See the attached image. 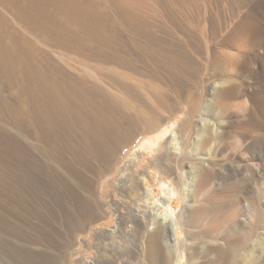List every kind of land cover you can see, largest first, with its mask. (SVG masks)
Returning a JSON list of instances; mask_svg holds the SVG:
<instances>
[{"label": "rangeland", "instance_id": "374dc122", "mask_svg": "<svg viewBox=\"0 0 264 264\" xmlns=\"http://www.w3.org/2000/svg\"><path fill=\"white\" fill-rule=\"evenodd\" d=\"M68 5L74 7L76 16L69 13ZM48 7L62 33L56 29L48 35L28 32L0 4L5 26L26 37L38 69L51 73L64 92L57 98L59 105L44 93L40 98L47 104L41 100L33 106L34 101L16 99L20 90L5 85L0 75V264H136L134 254L138 249L143 254L151 231L136 221L134 231L128 227L121 233L127 241H120L117 216L126 217L134 203L144 198L146 189L160 198L166 187L173 190L176 215L185 216L193 202L207 200L218 207V214L208 215L198 229L186 228L185 234L179 229L171 235L189 244L192 232L210 225L218 229L211 241L223 245L235 242L245 253L239 264H264V142L253 148L251 138L241 141L232 125L239 118L231 111L212 125L222 137L217 145L207 147L206 156L201 155L203 151L194 154L191 147L201 124L199 113L208 108L211 88H219L222 81L223 71L210 64L212 57L221 52L241 58L252 55V74L238 78L249 86L255 83L253 74L264 71V44L253 53L223 46L236 24L247 16L262 29L264 41V0H63V13L59 5ZM193 65L199 69L197 78L186 75ZM49 103L60 111H52ZM67 103L69 110L64 109ZM237 103L248 105L249 98L244 94L231 101ZM23 112L38 115L30 118ZM212 114L204 115L210 124L215 121ZM57 116L61 119L58 125ZM29 119L35 121L36 128L28 124ZM84 129L93 132L84 135ZM43 134L50 140L44 141ZM153 141L154 146H147ZM179 143L184 149L176 147ZM182 154L190 157L181 159ZM205 168L214 169L215 179L197 188L200 171ZM189 170L190 194L183 185ZM227 184H235L236 189L232 196L221 197L219 189ZM236 233L247 238L236 243ZM169 238L170 232L163 234L165 242L169 243ZM56 240L62 245H55ZM183 252L182 264H205L198 256ZM138 262L145 264L144 260Z\"/></svg>", "mask_w": 264, "mask_h": 264}, {"label": "bare ground", "instance_id": "6f19581e", "mask_svg": "<svg viewBox=\"0 0 264 264\" xmlns=\"http://www.w3.org/2000/svg\"><path fill=\"white\" fill-rule=\"evenodd\" d=\"M65 1H69V0H65ZM0 4L6 6L10 10L9 12H11V14L13 15V17L17 20V22H19L22 25V27L25 28L28 32H31V31L37 32V31H39V33H41L43 35H48L51 32H55L54 29L59 30L61 33L63 32V30L55 23L54 17L52 16V14H51V12L49 10V7H48L49 4H51V5L52 4L59 5L60 6V10L63 13V0H0ZM121 5H123V3H121ZM67 8L69 9V13L75 15V10H74V7L72 5H68ZM102 13H104V12L102 11ZM204 14H205V12H204ZM82 19H84V18H82ZM93 22H94V20H93ZM5 24L6 23H4V20H2V18L0 17V73H1L0 75H1L2 79H4L6 81V84L5 85L8 84L9 86H11V88L12 87H17L20 90V92H19V94H18V96H17L16 99L22 100V98H25V100L28 101V102L29 101H34L35 103H34L33 106H35V104H38L36 102H40V104H41V102H42L41 100H43L44 102H46L43 98L42 99L40 98V97H43V95H45L44 93H47L48 94V97L51 100L56 101L57 105H59L58 102H57L58 101L57 98L59 97V95L62 97L63 96V93H64L63 92L62 85H57L56 84V81L53 80L54 78L52 77L53 75L51 73H48L45 70H44L45 72H41L40 69H38L39 67L37 66V64H39V63L35 64V62H34V58L32 56V50H31L30 42L27 39H25L26 37L23 38V36L21 34H19L17 31L11 30L12 28L11 29L7 28L5 26ZM93 24H94V26L96 25L95 23H93ZM120 25H122V24H120ZM98 36H99V34L97 35V37ZM134 36H136V35H134ZM86 38H87V36H86ZM101 40H102V38H101ZM140 40H141V37H140ZM224 43H223L224 44L223 46H225L227 44L228 47L230 46V47L239 48V49L240 48L241 49L244 48V49L249 50V53H251L256 48H258L259 46H261L262 44H264L263 37H262V29H260V27H258L250 19V17L247 16V17L243 18L239 23L236 24L235 28L230 32V34L224 40ZM104 44H107V43H104ZM130 45H132V44H130ZM209 47H210V45H209ZM217 54L218 55H215V56L212 57L213 63H210V64H213L212 66H214V64H215L217 67H219L220 71L221 70L223 71V73H222V75L220 77L222 81L219 83L220 84V87L219 88H215V87L211 88V92H210L211 94L209 93L210 94V99H209V102H208V108L204 109L201 113H199L201 115L198 114L199 115V118L198 119L200 120V123L201 124H200V127H198L199 129H198V131L196 132V135H195L196 136V140H195L194 143H192L193 146L191 145L192 150H193V153L194 154H201L202 151H203V153L201 154L202 156L205 155L204 152H207L206 150H207V147L208 146L210 147L212 144H216L218 142V140H220L221 137H222L221 134L218 136V134L221 132V131L218 132V130H219V129L217 130L218 127L217 128L216 127H212V125L213 126L214 125H217L218 120H220L224 116L226 117V115L229 112H231V111H235L236 114H237L236 116L239 118V120L237 122L235 121L236 124H233L232 123V125L234 126V131H233V126L230 125V128L235 133V135L239 136L240 139L243 138L241 141H244L246 138H248L247 141H249V138H251L250 140L252 141V145H250V146H252L253 148L257 144H259V146H262L264 144L263 143L264 142V71L262 70L260 72V71L257 70L258 73L256 72V74H253L255 76V78H254V80H255L254 81L255 82L254 85H252V86L246 85V84L240 82V80L238 78L240 76H242L243 74H245V73H247V74H250L251 73L252 74L251 63H253L252 61L254 59L252 57V55L246 54V55H244L243 58H241V57H238V55H232V54H229V53H223V52H221V53H217ZM169 59H171V58L169 57ZM205 61H206V64H207V61L208 60H205ZM206 64H205V66H206ZM195 66L192 69L191 68H188L189 71H186L185 70L187 72L186 75H189L190 77H194V76L196 77L199 74L197 72V70L199 71V69H196L197 66L196 67ZM216 66H215V68H216ZM215 68H214V70H215ZM181 71H184V70L181 69ZM211 80H213V79H211ZM206 81L208 82V80H206ZM194 82H195V80H194ZM58 83H60V82H58ZM205 84H208V83H205ZM214 85H216V84H214ZM168 89H170V88H168ZM248 90H250V93H248L249 92ZM75 94H77V93H75ZM192 94H193V92H192ZM244 94L247 95V97L249 98V104L248 105H246L245 103L231 104V101L232 100L237 99V98H240ZM76 97H77V95H76ZM44 98H47V97L44 96ZM49 98H47V99H49ZM50 103H49V105H50ZM45 104H47V102L44 103V105ZM193 104L195 105L196 103L193 102ZM50 106L52 107L53 110L51 108L50 109L52 111H54V109L56 107L55 106H52V104ZM62 106H63V104H62ZM62 106H60V107H62ZM194 107H196V106H194ZM56 109H58V108H56ZM64 109H66V110L71 109L70 104L67 103L65 105V108ZM32 110H34V108H32ZM39 110L36 111V108H35L34 111L39 112ZM48 112H50V111H48ZM48 112H46V113H48ZM61 112H63V111H61ZM205 112H207V113L208 112H212L213 113L212 115H213V118L215 119V121L212 120L211 124L209 122H207V119L205 120V117H204ZM29 113L30 112H28V114ZM24 114L26 116H28L26 114V112ZM35 114L36 113H34V114L32 113L31 116L34 117L33 115H35ZM56 114L58 115V113H56ZM36 115H38V114H36ZM31 116H28V117L32 118ZM144 116L145 115H143V114L141 115L142 118L146 119L147 117H144ZM35 117L38 118L37 116H35ZM39 117H41V116H39ZM51 118L49 117V119H51ZM187 118L189 119V117H186V119ZM192 118L193 117H191V120H193ZM45 119H44V121H45ZM55 119L58 120V116L57 117H54V120ZM86 119H88V118L85 115L84 120L86 121ZM151 119L148 118L147 120L150 121ZM186 119H184V120H186ZM194 119H196V118H194ZM16 120L17 119L15 118L14 121L16 122ZM22 120L24 121V118L23 119L22 118L20 119V121H22ZM25 120H27V119L25 118ZM38 120H39L40 123L43 122V121H40V118ZM60 120L61 119H60V116H59V120L57 121V125L59 124L58 122H60ZM18 121H17V123H18ZM88 121H89V119L86 122L88 123ZM194 121H197V120H194ZM15 122H14V124H16ZM27 122L28 121H26V124H27ZM144 122H147V121H144ZM31 123H32V127H35L34 126V125H36V124H34L35 121L32 122V120H31ZM31 123H30V119H29L28 124L31 125ZM184 123H186V121ZM191 123H192V121H191ZM22 124L24 125L25 122L24 123H21V125ZM37 124H39V123H37ZM18 125H19V123H18ZM23 125H22V127H23ZM220 125L221 124H219V126ZM10 126H12V125L10 124ZM28 126L29 125H27L26 127H28ZM46 126L47 125H45L44 128H47ZM54 126L55 125L53 123V128H54ZM59 126H58V128H60ZM193 126H194V124L191 127H193ZM42 127H41V129H42ZM14 128H16V127H14ZM44 128H43V130H46ZM39 129H40V127H39ZM190 129L192 130L193 128H190ZM19 130H22V128H20ZM27 130H29V129H27ZM220 130H222V129H220ZM29 131L31 132V130H29ZM90 131L91 130H89V129H84V132L85 133L84 132H82V133L85 135V134L90 133ZM230 131L231 130H229V134L225 133L226 131L224 133L227 134V135H230ZM21 132H23V131H21ZM24 132H25V130H24ZM39 132H40V130H39ZM44 132H45V134H47L46 131H44ZM44 132H41V133H44ZM91 132H93V131H91ZM164 132L162 133V135H160L159 138H157V141H159L163 137ZM215 132H216V134H215ZM227 132H228V130H227ZM234 133H233V136H234ZM189 134H191V133H189ZM255 134H256V136H255ZM49 135H54V134H51L50 133ZM127 135H129V134H127ZM222 135H224L223 132H222ZM43 136H46V135L43 134ZM59 136H61V135H59ZM47 137L48 136H46L45 138H47ZM57 137H58V135H57ZM86 137H89V136H86ZM190 137H192V135ZM225 137H227V136H224V138ZM50 138L49 139L47 138L45 140L43 139V140L44 141H46V140L49 141ZM44 141H42V142H44ZM51 141H52V139H51ZM239 141L240 140H238V142ZM235 142H237V141H235ZM50 143L48 142L47 146L50 145ZM99 143H101V142H99ZM261 143H263V144L260 145ZM147 144H146L147 146L152 147V146H154L155 142L153 141V142L147 143ZM176 145H177L176 147H178V145H181V144L179 143V144H176ZM181 146H183V148L182 147L181 148L184 149V145H181ZM179 148H180V146H179ZM186 148L188 149V147H186ZM189 149H190V147H189ZM253 151H255V150H253ZM181 152H182V150L179 153H181ZM183 152H184V150H183ZM256 153L257 152L255 151V154ZM135 154H136V152H135ZM187 156L190 157V155H187ZM186 157H184V155H183L181 159L186 158ZM189 157H187V158H189ZM130 160H131V158H130ZM200 166L198 165L197 167L196 166L195 167H196L197 170H198V168L200 170ZM188 167L189 168H187V169H190V166L189 165H188ZM192 168H193V166H192ZM178 170H176V171H178ZM212 170L214 171V169H212ZM212 170L205 168V170L200 171L201 174L198 177V180L196 179L197 180V188H202L205 185H207L208 182H210L211 180L215 179V177L213 176ZM189 171H186L187 172V173H185L186 178L183 180V185L185 187V192L186 193H189L190 192L189 189H191L190 188L191 185H189V181L191 179L190 178L191 177L190 175L192 173V170L190 172ZM182 174H183V171H182ZM142 179H143V181H145L144 178H142ZM241 184H239V187H241L240 186ZM235 189H236V185L235 184H227L225 186H222L219 189V195L221 197H226L228 194L233 193V191ZM164 191H165V193H164L163 197L154 198V196H152V193H151L152 191H149V190L147 191V189H146L145 196H143L145 199L142 198V200L140 199L139 201H137L136 203H134V206H132L133 208H131L130 211L128 210V213L126 214L127 215L126 217H124V216H122L120 214H118V216H117L118 218L116 219L117 220V222H116L117 223L116 230H117V232L119 231V233H118L119 234V240L121 238L123 240H126L127 239L126 236L124 235L125 233L123 235H121V233L123 231H125V229L128 228V227L131 228L132 231H134L135 230L134 229L135 228V223L134 222H136V221H138L140 223V225H142L144 227H148V230L151 231L149 233V235L147 236V240H146L145 249H144L143 254L141 255L140 249H138L135 252V254H134V259H135V261H137L136 264H142L141 262H138V261H142L143 262V260H144L145 264H182L183 254H184L183 251L184 250L185 251H188V255L189 256H192V255H196V257L198 256L200 259L203 260V262L205 264H239L240 260L242 261V260H244L246 258L245 253L243 251H241L236 246L237 244H235V242H232V244H228V245L224 244L223 245L221 243L219 244V243H215V242L211 241L212 237H215V235L217 234L218 229L216 227L214 229H211L210 228V225L209 226H206L205 228H202V231L200 230L199 232H196V231L195 232H192L191 233L192 234V237H193L192 238V243L190 242L189 244L188 243H183V241H181V239H180V236L178 237V236H175V235L174 236L171 235V232L172 231L174 232L175 230H179V229L182 231V234L183 233L185 234V230L184 229H186V228L187 229H191V228L192 229H198L202 225V222L201 221L207 219L208 215L214 213L213 216H215V215L218 214L217 213L218 212L217 211L218 207L217 206L210 205V204H207V200L206 201H203V202H199V203H194L193 202L190 207H187L186 208V215L184 214L185 216H182L181 214L180 215H176L177 213L174 211V209L172 207V201H173V195H174L173 194V190L170 187H166L164 189ZM231 196H232V194H231ZM230 197H228L227 200H229ZM186 201L189 202L190 201V198L188 200H186ZM217 202H218V204H220L221 201H217ZM229 202L231 203L230 200H229ZM236 203H237V201H234V204H236ZM234 211H236V208L234 209ZM256 214L258 216V219L262 218L261 217V214H260V212L258 210H257ZM119 216H121V217H119ZM129 222L131 224L129 226H127V223H129ZM167 232H170V238L168 240L169 243H167V242H165V240H163V234L164 233H167ZM232 232H234V231H232ZM114 233H116V232H114ZM197 236H199L200 238L198 237L199 238L198 239ZM236 236H237L236 237V243L239 242V241H240V243H242L247 238V235L246 234L245 235H242V234L236 233ZM116 239L118 240V237ZM184 239H185V237H184ZM120 241H122V240H120ZM65 243H66V239L64 240V238H63V248L65 247ZM123 243H124V241H123ZM128 243L130 245L129 244H126L127 246L128 245L129 246L133 245V240L128 241ZM240 243H238V246H239ZM259 243H261V242H259ZM58 244H61L62 245V243H60L59 241L56 240L55 241V245H58ZM134 246H135V249H137V244H134ZM211 252L213 253L211 256H214V257L212 259H209L208 258V255H210ZM92 263H94V262H92ZM195 263H197V262H195Z\"/></svg>", "mask_w": 264, "mask_h": 264}]
</instances>
